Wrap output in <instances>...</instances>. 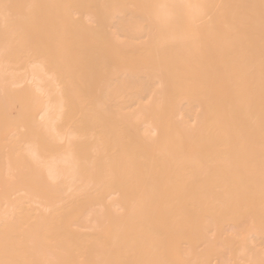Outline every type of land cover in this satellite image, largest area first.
<instances>
[{"label": "bare ground", "instance_id": "bare-ground-1", "mask_svg": "<svg viewBox=\"0 0 264 264\" xmlns=\"http://www.w3.org/2000/svg\"><path fill=\"white\" fill-rule=\"evenodd\" d=\"M0 1V261L264 264L262 0Z\"/></svg>", "mask_w": 264, "mask_h": 264}, {"label": "rangeland", "instance_id": "rangeland-1", "mask_svg": "<svg viewBox=\"0 0 264 264\" xmlns=\"http://www.w3.org/2000/svg\"><path fill=\"white\" fill-rule=\"evenodd\" d=\"M11 1H12V0H7V2H9V4L7 3V5H6L7 8L10 7V6H12V5H10ZM13 1H15V0H13ZM13 1H12L11 4H14ZM19 1H20V3H21V0H19ZM208 1H209V2H208L209 4H208V3H206V4H207L208 6H211V5H212V6H213V7H212L213 9H215V8L217 7V6H216V2H217V5L223 3V2H220V1H222V0H220V1L215 0V4H214V1H213V0H212V1H211V0H208ZM223 1H224V0H223ZM0 2H1V1H0ZM16 2H17V0H16ZM16 2H15V3H16ZM255 2H256L255 0H244V1H240V0H225L224 3H223V5H224V7H225L226 9H228V8H231V9H232V8H233V11H238L239 9H243V11L245 10L244 12H247V10L249 11L250 8H252V7L255 6ZM1 3H2V2H1ZM212 3H213V4H212ZM16 4H18V5L20 6L19 2H17ZM16 4H14V5L16 6ZM18 5H17V6H18ZM214 5H215L216 7H215ZM15 6H13V7H15ZM220 6H222V5H218L219 8H220ZM0 7H1V6H0ZM218 7H217V8H218ZM11 8H12V7H11ZM11 8H9V11H10V12H12V10H13V8H12V10H10ZM248 8H249V9H248ZM17 9L19 10V8H17ZM17 9H16V12L18 13L19 11H18ZM234 9H235V10H234ZM13 11H15V10H13ZM210 11H211V10H210ZM14 13H15V12H14ZM14 13H13V14H14ZM17 13H16V14H17ZM13 14L10 15V13H9V15H10V17H11L12 19L15 18V17L17 16L16 14H14V16H13ZM210 14H211V16H212V13H209V15H210ZM246 15L249 17L248 19H250V20L252 21V23H254V24H255L256 21L258 22L259 19H260V17L258 16L259 19L256 20L255 15H253L252 12H250V11H249V13H246ZM211 16H210V17H211ZM260 16H261V18L264 17V16H262L261 13H260ZM210 17H209V19H210ZM211 18H212V17H211ZM262 19L264 20V18H262ZM250 20H248V21H250ZM251 21H250V22H251ZM263 22H264V21H263ZM262 27L264 28V26H262ZM2 28H3V26H2ZM0 29H1V28H0ZM1 30H2V29H1ZM253 31H255V28H254V30H253V29L250 30L251 33H252ZM254 33H255V32H254ZM251 36L254 37L255 34H254V35L252 34Z\"/></svg>", "mask_w": 264, "mask_h": 264}, {"label": "snow or ice", "instance_id": "snow-or-ice-1", "mask_svg": "<svg viewBox=\"0 0 264 264\" xmlns=\"http://www.w3.org/2000/svg\"><path fill=\"white\" fill-rule=\"evenodd\" d=\"M262 3H264V0H262ZM0 264H6V262L0 261Z\"/></svg>", "mask_w": 264, "mask_h": 264}]
</instances>
